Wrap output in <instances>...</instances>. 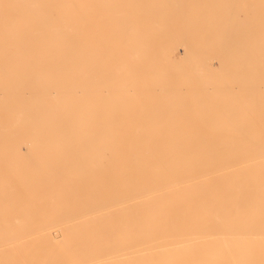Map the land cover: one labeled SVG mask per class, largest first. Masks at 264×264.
I'll list each match as a JSON object with an SVG mask.
<instances>
[{"label":"bare ground","instance_id":"obj_1","mask_svg":"<svg viewBox=\"0 0 264 264\" xmlns=\"http://www.w3.org/2000/svg\"><path fill=\"white\" fill-rule=\"evenodd\" d=\"M185 1L0 0L4 5L0 7V147H14L17 151L23 143L35 149L99 147L104 150L101 156L111 159L108 168L113 170L112 179L105 185L109 194L102 205L91 210L100 213L99 217L78 222L99 227L64 229L68 231L65 238L77 243L76 249L86 245L83 254L74 257L71 251H48L49 257L42 258L26 246L55 244L48 226L29 228L22 225L24 220H15L16 227H0V264H142L153 259H200L202 264H220L226 256L234 255L239 256L234 264H264V113L222 114L231 108L206 106L214 104L212 100H197L196 105L203 106L195 109L221 114L133 113L134 87L154 82L160 87L157 90H165L169 85L154 81L150 73V79L143 83L140 78L131 79L134 59L150 45L146 26L160 15L159 8ZM219 1L211 0V8L219 6ZM189 4L206 5L197 0ZM75 6L79 8L78 15L73 11ZM55 13L60 14L59 19ZM92 53L102 68V75H93L92 90L94 95L97 91L102 96L103 114L90 121L86 135V120L78 98L87 92L83 67L94 61L95 56L86 57ZM222 57L218 60L222 61ZM223 63L226 67L227 63ZM2 65L7 66L6 72ZM208 71L213 74L215 69L209 66ZM218 79L217 76L215 80ZM249 94L246 92V97ZM23 103L30 104L35 114L24 117ZM258 109L255 110L261 112ZM7 114L12 117L10 125L3 122ZM22 126L29 128L28 136L18 134ZM114 149L127 152H107ZM20 153L25 160L29 157ZM20 157L17 156L19 161ZM70 222L73 221L66 224ZM78 231L85 233L79 235ZM116 238L121 243L111 247L112 254L102 253L105 243ZM121 244L124 249L119 254Z\"/></svg>","mask_w":264,"mask_h":264},{"label":"rangeland","instance_id":"obj_2","mask_svg":"<svg viewBox=\"0 0 264 264\" xmlns=\"http://www.w3.org/2000/svg\"><path fill=\"white\" fill-rule=\"evenodd\" d=\"M187 1L191 3V0ZM197 1L206 5L191 6L185 1L184 4L167 5L164 8H159L158 11L159 13L161 12L160 15H157L159 17L156 16V18L151 20L150 25L146 26L148 30L146 33H149L148 35L151 36L149 40L150 45L148 49H144L134 59V67L131 71L133 77L131 79L136 78L135 81H137V78H140L141 83H143L145 80L150 79L149 77L152 75L154 77L151 79L154 81L161 80V83L165 81L167 83L163 84L169 85L166 88L164 87L165 90L162 88L157 90L160 87L157 85L158 83L155 84L154 82H151L150 85L141 84L139 87H134L131 90V96L134 99L132 106L133 113L141 116L157 113L168 115L180 114L184 116L211 113H226L230 115H256L257 113V116L262 115L264 113V0H221L218 2L219 6H214L215 8H211V0ZM0 7H4L3 3L0 4ZM204 7H206V10ZM73 11L75 15H78L79 8L75 6ZM55 16L57 19L60 18V14L58 13H55ZM164 49L166 51H163ZM167 49L169 50L167 51ZM92 56H95L94 61L83 67V71L87 74L85 79L88 85L86 87L87 92L79 94L81 98H78L80 101L79 107L86 120V126L84 128L86 135L90 121L98 120L103 114L102 96L100 94L98 95L99 92L97 91L94 95L92 90L93 75L97 74L96 77H99L100 73L102 75V68L95 54H86L87 58ZM220 57H222L223 62L227 63L226 67L222 65L223 62L219 61L220 59L218 60ZM226 58L227 61L224 60ZM182 61L183 63H181ZM176 62L177 66L174 65ZM207 65L215 69L214 75L208 71L209 66ZM2 69L6 72L7 66L2 65ZM148 73L150 75H147ZM217 76L219 79L215 80ZM133 80H129L128 82ZM155 85L156 90L153 89ZM220 87L223 90H220ZM201 89H203V92H201ZM138 91L139 94H137ZM246 92L247 94H251V96L249 94L250 97L247 95L249 99L251 98V101L248 102L249 104H247ZM148 93H150V97ZM197 100H212L215 103H207L206 106L229 107L231 109L228 110L229 112L221 111V113L219 111L206 112L204 110H197L195 107L203 106L202 104L196 105ZM71 101H73L70 102L71 104H76L75 100ZM220 101H230V103L226 104ZM243 103L244 105L242 106ZM30 107L28 103L22 104V108L26 110L23 113L24 117L28 114L29 116L35 114L30 110ZM158 107L168 109L180 107L181 110H163L160 112L150 110V108ZM256 108H260L261 110H258L261 112H257L255 110ZM233 110L236 112H233ZM11 120V115L7 114L3 122L10 125ZM25 124L29 125V122ZM22 127L18 129L20 130L18 134L28 136L29 128L23 127V129ZM22 129L23 131H21ZM23 136H20V138ZM23 144L18 147L19 151L14 147H0V157L3 158L0 159V169H2L0 170V221H2L0 227H16L18 224L14 223L15 220H24L25 223L22 225L29 228H39L38 226L45 227L46 225L52 238H55L56 243L52 245L30 243L26 246L29 251H35L36 255H40L42 258L49 257L48 251H55L58 254L61 251H71L74 257L78 256V254L81 255L82 251H85L86 245L80 244V248L76 249L75 247L77 246L75 245L77 243L70 241L68 237L65 238L68 231L64 229L67 226H75L78 228H82V226L99 227L98 225H80L78 222L91 219L90 217H99L100 213L94 214L91 210H94L95 205H102L106 193L109 194L105 185L107 186V182L113 177L111 173L113 170H109L108 168V163L111 159L109 157L106 159L103 158L101 154L104 150L99 149V147L67 146L36 147L38 149H35L33 146H26V143L25 145ZM30 149L34 151H30ZM20 151L24 153L25 157L29 156L26 159L28 163H26L24 158L20 157L23 156ZM107 152L126 153L127 151L124 149H114L108 150ZM94 155L95 157H93ZM17 156L22 160L19 161ZM30 157L37 158L35 160ZM41 160L42 162H40ZM14 162L21 165H17ZM23 162L24 164L22 165ZM49 169L50 171H48ZM105 172L107 173L104 174ZM85 185L91 187L85 188ZM58 202L61 203L59 204ZM20 214H22V218H17ZM65 219L73 222H70V225L66 224L69 221L65 222ZM77 219L79 220L76 221ZM7 220L10 221L8 224L3 222ZM78 233L79 235H83L85 231H78ZM118 243H121L119 238H116L114 242L105 243L102 253L112 254L114 250H111V247H114ZM122 245L117 248L119 254L123 253L124 245ZM127 245H130L129 240L127 241ZM238 259L239 256H226L220 264H234ZM141 262L142 264H202L200 259L194 261L153 259L152 261L144 260ZM69 264H77V262L71 261ZM120 264H128V262L123 261Z\"/></svg>","mask_w":264,"mask_h":264}]
</instances>
